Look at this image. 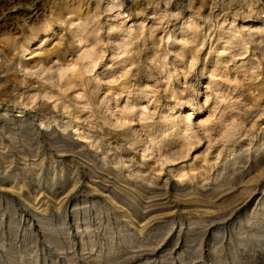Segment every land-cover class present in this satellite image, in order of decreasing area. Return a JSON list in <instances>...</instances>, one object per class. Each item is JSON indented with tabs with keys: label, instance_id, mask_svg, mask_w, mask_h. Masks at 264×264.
Instances as JSON below:
<instances>
[{
	"label": "rangeland",
	"instance_id": "1",
	"mask_svg": "<svg viewBox=\"0 0 264 264\" xmlns=\"http://www.w3.org/2000/svg\"><path fill=\"white\" fill-rule=\"evenodd\" d=\"M263 7L0 0V264H264Z\"/></svg>",
	"mask_w": 264,
	"mask_h": 264
},
{
	"label": "bare ground",
	"instance_id": "2",
	"mask_svg": "<svg viewBox=\"0 0 264 264\" xmlns=\"http://www.w3.org/2000/svg\"><path fill=\"white\" fill-rule=\"evenodd\" d=\"M66 4L68 5L67 6V13L70 15L71 13H74V11H76L75 10V7L74 6H72V4H70V2L69 1H67L66 2ZM70 4V5H69ZM185 7V6H184ZM249 16H246V18H244L243 20H242V23L243 24H248V23H256V24H259V23H261V21H259V17H254V19L253 18H248ZM262 23H264V21H262ZM48 27H52V25L51 24H49V25H47ZM38 37V34L36 35V38ZM36 41V39H34V42ZM31 48V47H30ZM27 57V56H26ZM104 72V71H103ZM108 73V72H107ZM117 80V79H116ZM122 85V84H121ZM119 88V87H118ZM124 89V88H123ZM141 100V99H140ZM260 161V160H259ZM261 165V164H260ZM263 166H264V164H263ZM262 165H261V168L263 167ZM264 168V167H263ZM258 170V169H257ZM261 171V170H260ZM258 172H259V170H258ZM257 171H256V173H258ZM262 173V172H261ZM253 174V173H252ZM261 175V174H260ZM254 179V178H253ZM109 194V193H108Z\"/></svg>",
	"mask_w": 264,
	"mask_h": 264
},
{
	"label": "built area",
	"instance_id": "3",
	"mask_svg": "<svg viewBox=\"0 0 264 264\" xmlns=\"http://www.w3.org/2000/svg\"><path fill=\"white\" fill-rule=\"evenodd\" d=\"M259 12H260V15L264 18V7H263V9L260 8Z\"/></svg>",
	"mask_w": 264,
	"mask_h": 264
}]
</instances>
